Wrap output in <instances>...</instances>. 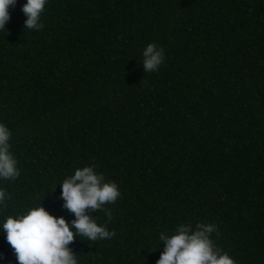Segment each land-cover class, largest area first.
<instances>
[{"label":"trees","instance_id":"obj_1","mask_svg":"<svg viewBox=\"0 0 264 264\" xmlns=\"http://www.w3.org/2000/svg\"><path fill=\"white\" fill-rule=\"evenodd\" d=\"M26 3L0 29V123L20 172L0 178V264H18L8 216L75 219L60 184L85 166L120 196L111 221L89 212L115 235H77V264H157L160 234L197 223L236 264H264V0H47L39 30ZM150 43L165 59L147 73Z\"/></svg>","mask_w":264,"mask_h":264},{"label":"clouds","instance_id":"obj_2","mask_svg":"<svg viewBox=\"0 0 264 264\" xmlns=\"http://www.w3.org/2000/svg\"><path fill=\"white\" fill-rule=\"evenodd\" d=\"M46 2L27 0L22 8L27 17L25 29L43 28L40 17ZM15 4L16 0H0V29H4L10 20L9 7ZM142 57L145 71L153 72L164 62L165 51L150 43ZM10 138L11 131L0 123V178L3 179H15L20 175L17 161L10 152ZM60 185L59 199L75 216L71 223L62 216L57 218L50 214L42 205L17 216L10 215L3 223L7 242L14 250L18 264H77L76 254L69 247L77 235L91 241L110 239L115 235L89 214L101 210L108 221L112 220L111 210L103 206L113 204L119 198L120 191L115 182H105L104 176L97 174L94 167L85 166L76 169L74 175L65 178ZM5 199V191L0 190V203ZM214 231H217L215 224L197 223L195 229L191 224H180L172 235L161 233L159 239L164 248L157 264H236L227 252L215 248L211 239Z\"/></svg>","mask_w":264,"mask_h":264}]
</instances>
